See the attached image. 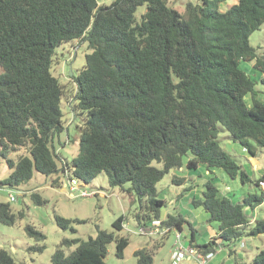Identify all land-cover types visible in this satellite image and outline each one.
Returning <instances> with one entry per match:
<instances>
[{"label": "trees", "instance_id": "trees-1", "mask_svg": "<svg viewBox=\"0 0 264 264\" xmlns=\"http://www.w3.org/2000/svg\"><path fill=\"white\" fill-rule=\"evenodd\" d=\"M226 1L190 2L181 14L169 0H114L109 6H99L98 0H0V146L6 153L29 154L9 161L12 173L2 185L17 188L35 172L70 174L88 184L105 172L113 188L131 184L128 192L140 201L138 223L163 220L181 232L188 221L180 214L163 218L157 184L170 171L182 170L185 159L186 169L205 167L210 175L219 169L242 185L252 183L218 137L222 126L252 157L264 153V102L256 81L241 68L242 62H252L264 73V54L250 43L264 25V0H238L222 12L219 5ZM144 5L139 22L136 12ZM75 40L87 41L92 52L73 77L74 99L87 119L80 128L79 154L68 162L56 148L66 131L64 88L51 70L55 49ZM58 176L54 185L61 184ZM187 181L173 177L178 185ZM263 184L264 177L237 203L221 194L213 177L204 184L203 198L194 205L219 223L221 245L264 235V217L252 222L247 215L248 208L264 204ZM33 199L42 204L39 195ZM18 217L24 214L0 202V223L13 226ZM57 222L63 229L72 223L59 216ZM124 224L122 216L113 228L121 232ZM25 230L36 241L29 251L43 253L45 235L32 225ZM114 241L122 258L129 240L99 231L88 240H63L51 264H106ZM195 242L191 228L190 244L199 251L216 252L220 246L216 239ZM73 245L67 255L65 247ZM134 255L137 264H154L147 248ZM0 264L17 263L0 249ZM251 264H264V250Z\"/></svg>", "mask_w": 264, "mask_h": 264}, {"label": "rangeland", "instance_id": "rangeland-1", "mask_svg": "<svg viewBox=\"0 0 264 264\" xmlns=\"http://www.w3.org/2000/svg\"><path fill=\"white\" fill-rule=\"evenodd\" d=\"M113 2L114 0H98L99 6H109ZM190 2L203 5L204 0H169V5L181 14H185L186 5ZM237 3L238 0H228L220 4L218 9L225 12ZM146 11V5L137 10L136 16L139 22ZM250 43L259 55L264 54V25L251 35ZM91 52L87 41L75 40L59 45L53 56L51 72L64 88L61 109L66 127V131L60 136L62 144L56 140V148L63 160L68 162L79 154L80 128L87 119L86 113L77 107L74 99L77 85L73 77L80 74L86 65V56ZM241 68L256 81L258 98L264 102V73L255 69L252 62H242ZM2 72L3 69L0 67V74ZM245 100L250 105V96ZM219 130L218 140L221 147L243 166L252 183L242 185L238 179H231L219 169H215L212 175L207 173L205 167H199L197 170L186 169L185 159L182 170L170 171L157 184L158 198L165 202L162 208L163 218L168 214H180L188 221L183 231L172 229L167 237L140 233V229L148 224L142 225L136 219V213L140 211V201L128 192L131 184L128 183L123 188H113L105 172L88 184L75 179L84 186V189L95 193L92 197L77 196L78 192L74 198L70 197L68 186L70 174L47 177L35 172L28 183L17 188H6L2 182L12 173L9 161L17 162L21 155L29 156V154L26 151L6 153L0 146V202L9 203L17 215L24 214V217H18L13 226L0 223V249H5L17 264H51L52 255L63 240H88L96 237L99 231H108L114 232L116 237H126L129 245L123 257L118 258L116 241L112 242L108 246L106 264H137L138 260L134 253L146 248L154 253V264H171L172 252L177 247V233H181V243L186 247L190 245L191 228L195 230L197 245L206 244L212 233H219V223L211 221L202 207L194 205L195 200L203 198L204 184L209 177L214 178L222 195L232 197L236 203L241 202L250 193H254L255 182L264 177V153L259 152L256 157H252L240 144L230 139L226 129L220 126ZM155 166L162 168L161 164L155 163ZM57 176L61 180L60 185H54ZM174 176L186 177L188 181L180 185L175 184ZM189 186L191 189H187ZM262 188L264 189V184ZM10 195L14 196L13 201L9 200ZM33 195H39L42 204H37ZM247 215L253 222L263 218L264 204L255 210L248 208ZM58 216L71 220L72 223L68 228L63 229L58 225ZM122 216L125 218V224L123 230L118 232L113 228V223ZM27 225L34 226L45 235L42 243L45 246L43 253L29 251L36 241L27 235L25 230ZM222 247L224 252L216 255V262L222 260L223 264H251L256 255L264 250V235L243 237ZM75 248L76 245H73L65 247L64 250L68 255ZM220 248L218 246L217 251ZM226 256L228 257L225 261ZM180 264H193V262L183 261Z\"/></svg>", "mask_w": 264, "mask_h": 264}, {"label": "built area", "instance_id": "built-area-1", "mask_svg": "<svg viewBox=\"0 0 264 264\" xmlns=\"http://www.w3.org/2000/svg\"><path fill=\"white\" fill-rule=\"evenodd\" d=\"M68 186L70 190V197L72 198L75 197L77 192L79 193L77 196L80 197H92L95 195V193L89 192L84 189V186L82 184H79L75 179L71 178L69 180ZM9 200L13 201L14 196L10 195ZM172 229L174 228L164 226L163 220H155L147 226H144V228H141L140 233L150 236L158 235L166 237ZM217 238V236H214L210 241H212V239H216V242L220 245L221 239ZM218 251L203 253L199 251L198 248H196L193 244H190L188 247H186L181 243V233L179 232L177 233V247H175L174 251L172 252L171 264H180L183 261L193 262V264H208L214 258Z\"/></svg>", "mask_w": 264, "mask_h": 264}, {"label": "crops", "instance_id": "crops-1", "mask_svg": "<svg viewBox=\"0 0 264 264\" xmlns=\"http://www.w3.org/2000/svg\"><path fill=\"white\" fill-rule=\"evenodd\" d=\"M250 104H251V103H250ZM207 173L209 174L208 171H207ZM209 175H210V174H209ZM206 181H207V179H206ZM208 216H209V215H208ZM164 218H165V217H164ZM209 218H210V217H209ZM252 222H253V220H252ZM214 236H216V234H215V233H212L211 238H213ZM166 237H167V236H166ZM211 238L209 239V241L211 240ZM209 241H207V243H208ZM220 247H221V250H220L219 252H217V254H218V253H223V252H224L223 247H222L221 244H220ZM217 254H216V255H217ZM216 255L214 256V258H213L208 264H223V263H222V260H221V262H219V260H218V262L215 261ZM227 257H228V256L224 257V260H225V261H226ZM190 263H191V262H190Z\"/></svg>", "mask_w": 264, "mask_h": 264}]
</instances>
